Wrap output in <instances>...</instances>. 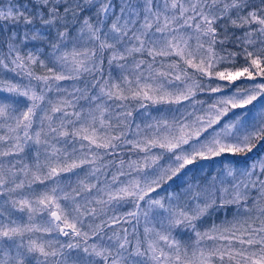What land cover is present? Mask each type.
<instances>
[{
  "label": "snow or ice",
  "instance_id": "obj_1",
  "mask_svg": "<svg viewBox=\"0 0 264 264\" xmlns=\"http://www.w3.org/2000/svg\"><path fill=\"white\" fill-rule=\"evenodd\" d=\"M0 264H264V0H0Z\"/></svg>",
  "mask_w": 264,
  "mask_h": 264
}]
</instances>
